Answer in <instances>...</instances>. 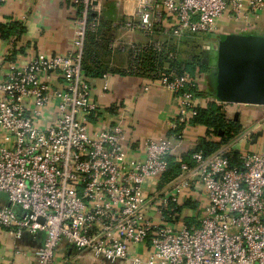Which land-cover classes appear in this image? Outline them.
Here are the masks:
<instances>
[{
    "label": "built area",
    "instance_id": "1",
    "mask_svg": "<svg viewBox=\"0 0 264 264\" xmlns=\"http://www.w3.org/2000/svg\"><path fill=\"white\" fill-rule=\"evenodd\" d=\"M133 1L112 26L147 42L109 49L127 54L129 73L149 52L166 57L149 80L176 98L170 132L131 138L123 113L92 98L82 52L104 0H71L72 50L0 64V235L11 247L0 264H264V150H234L231 142L262 130L264 109L213 154L195 145L184 161L174 154L178 141L198 107L216 100L197 96L203 74L169 68L174 42L153 38L219 36L223 20L237 24L232 33L264 35V0ZM227 108L230 119L247 111ZM170 156L179 174L160 185ZM185 203L195 204L188 222Z\"/></svg>",
    "mask_w": 264,
    "mask_h": 264
},
{
    "label": "crops",
    "instance_id": "2",
    "mask_svg": "<svg viewBox=\"0 0 264 264\" xmlns=\"http://www.w3.org/2000/svg\"><path fill=\"white\" fill-rule=\"evenodd\" d=\"M103 5L101 16L105 22H111L112 27L108 31V36L112 38L110 44L141 45L147 42L148 38L139 31L127 32L112 26V23L121 21L133 11V0H104ZM75 16L76 8L71 0H7L0 4V23L6 26L17 23L24 28L19 37H0V64L6 59L21 66L38 53L52 56L69 52L73 49ZM236 25L234 22H221L224 33L234 32L233 27ZM102 61L110 71L106 72L108 78L86 77L92 98L100 105L116 107L123 113L131 138L150 137L157 140L168 134L170 116L176 107L173 94L141 73L127 72L126 53L111 50L108 46V54ZM3 69L4 67L2 71ZM145 87L148 89L145 90ZM238 113V120L244 129L251 120L250 114H258L256 119H262L263 111L257 109ZM204 133L205 129L200 126H189L178 141L174 154L189 161L187 152L192 150ZM231 142L234 150L263 151L264 127L250 140L243 139L240 135ZM193 208V203H185L182 207V214L187 222L191 220ZM10 252L9 240L4 234L0 235V263L5 262Z\"/></svg>",
    "mask_w": 264,
    "mask_h": 264
},
{
    "label": "trees",
    "instance_id": "3",
    "mask_svg": "<svg viewBox=\"0 0 264 264\" xmlns=\"http://www.w3.org/2000/svg\"><path fill=\"white\" fill-rule=\"evenodd\" d=\"M89 15V19L92 18ZM24 28L21 24L12 23L8 26L0 23V37L7 39L8 37H19ZM112 30L111 22H105L100 15L99 25L95 32H87L84 38L83 52H82V70L86 77H101L106 72H110L107 66L102 61V58L108 54V46L112 42V38L108 36V31ZM255 33V32H254ZM252 34V33H249ZM171 51L174 52L175 58L169 61V68L173 69L177 75L195 73L203 74L201 92H197L199 98L213 97L215 90V76L213 74L214 66H203L200 59L187 58L186 61L179 60L177 46L170 44ZM165 56L155 52H149L141 56L138 64L137 73L149 79H156L159 73H162L165 64ZM167 64V63H166ZM208 66V67H207ZM228 105L211 101L205 105L198 107L195 117L190 121L191 126H200L205 129L204 135L199 138L195 150H202L204 156H208L217 151L222 145L231 141L238 136L242 130V125L239 120L235 121L233 118H228ZM249 110V109H247ZM192 151L187 152L188 155ZM184 160V158H183ZM232 160H235V154L232 155ZM187 161V160H184ZM168 168L160 178V185L166 184L174 179L179 174V166L174 161L173 157L167 158Z\"/></svg>",
    "mask_w": 264,
    "mask_h": 264
},
{
    "label": "water",
    "instance_id": "4",
    "mask_svg": "<svg viewBox=\"0 0 264 264\" xmlns=\"http://www.w3.org/2000/svg\"><path fill=\"white\" fill-rule=\"evenodd\" d=\"M215 50V100L251 111L264 109V35L223 33ZM238 116L235 112L233 120Z\"/></svg>",
    "mask_w": 264,
    "mask_h": 264
},
{
    "label": "rangeland",
    "instance_id": "5",
    "mask_svg": "<svg viewBox=\"0 0 264 264\" xmlns=\"http://www.w3.org/2000/svg\"><path fill=\"white\" fill-rule=\"evenodd\" d=\"M157 37L176 44L178 51H180L178 54L179 60L186 61V59L190 57L199 58L201 65L206 66L207 64H212L211 66H214L216 52L215 43L217 42L216 36L211 34H195L185 35L175 40L155 34L153 38L155 39Z\"/></svg>",
    "mask_w": 264,
    "mask_h": 264
}]
</instances>
